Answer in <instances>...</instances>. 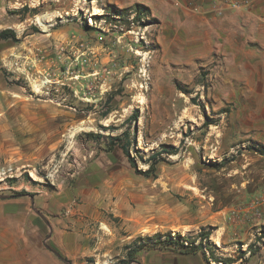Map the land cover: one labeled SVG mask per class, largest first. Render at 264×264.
I'll list each match as a JSON object with an SVG mask.
<instances>
[{
	"label": "rangeland",
	"instance_id": "1",
	"mask_svg": "<svg viewBox=\"0 0 264 264\" xmlns=\"http://www.w3.org/2000/svg\"><path fill=\"white\" fill-rule=\"evenodd\" d=\"M228 4L0 0V197L74 232L72 264H264V0Z\"/></svg>",
	"mask_w": 264,
	"mask_h": 264
},
{
	"label": "crops",
	"instance_id": "2",
	"mask_svg": "<svg viewBox=\"0 0 264 264\" xmlns=\"http://www.w3.org/2000/svg\"><path fill=\"white\" fill-rule=\"evenodd\" d=\"M244 13L245 10L231 12L226 18L235 19V16ZM263 180H260L261 183ZM92 193L90 190L88 195L91 196ZM35 204L37 201L32 200L33 209L38 216L31 214L26 201L0 197V264H63L61 261L72 264L69 259L80 257L72 254L75 253L73 250L76 243L74 232L69 229L59 230L53 222L50 224L42 211L35 210ZM203 217V213H195L173 221L164 216L159 220L158 226L164 228L162 231L176 230L185 233L183 227L190 228L186 229L188 231L206 224ZM72 224L76 225V221ZM151 225L156 226V221ZM133 264H203V258L198 254L185 255L154 248L140 262Z\"/></svg>",
	"mask_w": 264,
	"mask_h": 264
},
{
	"label": "trees",
	"instance_id": "3",
	"mask_svg": "<svg viewBox=\"0 0 264 264\" xmlns=\"http://www.w3.org/2000/svg\"><path fill=\"white\" fill-rule=\"evenodd\" d=\"M14 38L15 39V35H14V33L11 31V30H4V31H2L1 33H0V39H7V38ZM127 136H130V133H127L126 134ZM119 140V139H118ZM161 154H159V153H154L153 155H152V159L153 160H156V158L157 157H159ZM129 156V159H130V161H131V163H133L134 165H136V163H135V160L133 159V157H131L130 156V154L128 155ZM156 162H152V163H150V165H149V169L147 170V171H145L143 174H145V175H147V176H149L150 174H152L154 171H155V169H156ZM160 235L159 234H156V235H154L153 236V238H158ZM168 238L166 239V242L165 243H168V244H174V245H176V246H183V244H180V243H176V242H172L170 239H169V237H170V234L168 233V236H167ZM178 238H180L181 240H183L184 239V237H182V235H178ZM150 238L148 237L146 240H149ZM139 241L140 242H142V239H139ZM146 247H148V245H146V244H141V245H139L137 248H135L134 250H130L129 251V253H128V255H129V258L130 259H133L134 257V255L136 254V253H138V252H140L141 250H143V249H145ZM178 253H180V254H185V255H188V254H193V253H191V252H188V251H183V250H181V249H178Z\"/></svg>",
	"mask_w": 264,
	"mask_h": 264
},
{
	"label": "built area",
	"instance_id": "4",
	"mask_svg": "<svg viewBox=\"0 0 264 264\" xmlns=\"http://www.w3.org/2000/svg\"><path fill=\"white\" fill-rule=\"evenodd\" d=\"M228 3H229L228 5H230L233 9H239L243 4V0H240V1L228 0ZM223 9H224V7L219 6V7H217V12L220 13V12H222ZM7 172H9L11 174L13 173L12 169L5 170V173H7Z\"/></svg>",
	"mask_w": 264,
	"mask_h": 264
}]
</instances>
